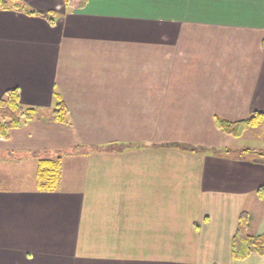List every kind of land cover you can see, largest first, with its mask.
<instances>
[{
	"label": "crops",
	"instance_id": "1",
	"mask_svg": "<svg viewBox=\"0 0 264 264\" xmlns=\"http://www.w3.org/2000/svg\"><path fill=\"white\" fill-rule=\"evenodd\" d=\"M16 1L55 17L0 12V100L36 109L0 153L61 171L53 192L0 191V264H264L231 258L242 212L264 233V157L210 152L249 131L217 121L264 114V0Z\"/></svg>",
	"mask_w": 264,
	"mask_h": 264
},
{
	"label": "trees",
	"instance_id": "2",
	"mask_svg": "<svg viewBox=\"0 0 264 264\" xmlns=\"http://www.w3.org/2000/svg\"><path fill=\"white\" fill-rule=\"evenodd\" d=\"M76 4L70 3L75 6L77 10L83 9L85 0H74ZM69 5V2H66ZM15 10L19 13H24L28 16H39L46 19L48 22L53 23L55 13L38 14L28 11L21 4L13 0H0V12ZM67 114L65 105L60 102L56 110L52 113V119L55 122L61 123ZM36 118L34 109L24 108L20 104L19 92L9 90L5 93L4 97L0 100V138L6 139L11 130L21 128L24 124L33 121ZM263 129L264 139V114L260 112L252 113L245 121L239 123H228L224 121H217V128L224 135L239 139L243 134L250 129L257 127ZM172 148L177 150L186 151L190 153H203L204 150L200 148H193L183 145H173ZM243 153H249V150H244ZM257 157H264V152L256 153L252 151ZM255 162V161H254ZM257 162V161H256ZM61 161L55 160H39L36 170V183L37 189L41 192H53L57 189L60 180ZM257 196L260 200H264V188L257 190ZM248 230V215L242 212L238 217V224L236 232L231 242V258L234 261H244L251 255L264 256V233L259 236H250Z\"/></svg>",
	"mask_w": 264,
	"mask_h": 264
},
{
	"label": "rangeland",
	"instance_id": "3",
	"mask_svg": "<svg viewBox=\"0 0 264 264\" xmlns=\"http://www.w3.org/2000/svg\"><path fill=\"white\" fill-rule=\"evenodd\" d=\"M12 1V0H11ZM63 1V0H62ZM62 1H57L54 3L56 6H58ZM18 4H21L25 9H28L30 11H33L32 7L27 2H19L14 1ZM66 2L74 3L76 4V1L74 0H66ZM73 7V6H71ZM73 9H76L75 6ZM36 110V109H35ZM260 136H263V129L262 127H258L257 129H251L249 130L241 139L234 140L233 143L230 144V148L226 151H221L219 149H216L218 151H210L212 154H214L218 158L226 159V157H245V158H253L256 160L258 157L255 156H245L243 153V149H250L251 145L255 144L256 142L260 141ZM258 139V140H257ZM61 154H57V156H60ZM77 155V154H76ZM41 157V156H40ZM44 156H42L40 159H42ZM63 157V156H62ZM35 158V160H34ZM70 158V157H68ZM33 159V160H32ZM32 159L25 161V158H22L20 155H6L3 153H0V191L6 192V189H18L21 188L22 191L29 190L32 187L35 186L36 183V170H37V161L39 158L37 156H33ZM45 159H49L48 157H45ZM72 161L69 159H65L64 165H63V177H64V184L61 185L62 190H67L68 188H73L74 185L67 184V177H71L70 172L74 171L71 167ZM74 164V163H73ZM20 165V166H19ZM69 171V173H67ZM35 188V187H34ZM252 227L255 228V226L259 225L260 218L259 215L253 216L252 218Z\"/></svg>",
	"mask_w": 264,
	"mask_h": 264
}]
</instances>
